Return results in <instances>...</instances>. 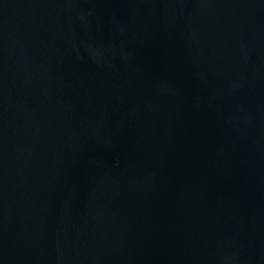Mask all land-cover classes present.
<instances>
[{
	"label": "water",
	"instance_id": "1",
	"mask_svg": "<svg viewBox=\"0 0 264 264\" xmlns=\"http://www.w3.org/2000/svg\"><path fill=\"white\" fill-rule=\"evenodd\" d=\"M0 264H264V0H0Z\"/></svg>",
	"mask_w": 264,
	"mask_h": 264
}]
</instances>
